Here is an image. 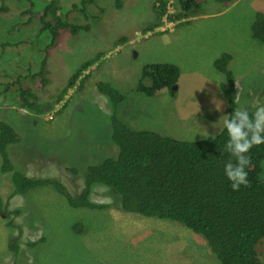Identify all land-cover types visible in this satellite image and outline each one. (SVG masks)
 <instances>
[{"label":"rangeland","instance_id":"374dc122","mask_svg":"<svg viewBox=\"0 0 264 264\" xmlns=\"http://www.w3.org/2000/svg\"><path fill=\"white\" fill-rule=\"evenodd\" d=\"M2 1L12 11L0 12V38L30 39L29 44L0 52V119L21 137L8 146L9 157L15 169L29 176L61 180L75 197L83 194L86 167L118 153L112 139L113 115L132 128L197 140L218 133L232 109L252 113L264 106V42L250 31L255 14L264 13V0H234L227 8L218 1L203 3L199 12L175 26L162 22L163 31L149 27L155 21L157 0H124L121 9L115 8L114 0H99L100 8L77 21L79 27L88 24L89 30H79L54 53L49 50L47 65L53 79L38 94L52 107L41 114L19 107L11 81L26 73L29 62H39L37 50L47 39L36 34L40 21L35 11L48 0H35L28 26L10 34L12 24L3 13L19 17L26 6L22 0ZM75 1L61 0L62 10L72 9ZM168 2L173 13L176 0ZM225 52L232 55L229 69L237 87L232 109L228 89L222 87L225 77L213 66ZM96 55L99 60L81 68ZM163 62L179 66L178 82L152 96L138 92L142 66ZM76 72L75 87L67 90ZM101 79L123 94L116 106L96 91L95 83ZM13 190L11 175L3 172L0 159L3 204L22 210L13 220L23 230L19 251L13 253L7 242L19 227L8 226L9 218L0 213V264H221L199 234L178 221L124 211L117 205L119 194L106 185L92 186L89 199L100 206L90 208L70 206L50 185L23 194H12ZM76 223L79 232L73 229ZM33 241L38 243L29 245ZM257 251L264 264V238Z\"/></svg>","mask_w":264,"mask_h":264},{"label":"trees","instance_id":"16d2710c","mask_svg":"<svg viewBox=\"0 0 264 264\" xmlns=\"http://www.w3.org/2000/svg\"><path fill=\"white\" fill-rule=\"evenodd\" d=\"M114 1L115 8L123 7L124 0ZM168 1L157 0L154 5L155 21L150 28L160 25L168 11ZM210 1H218L227 8L234 0H176L177 10L168 14V19L177 24L179 20H185L199 12L203 3ZM22 2L26 8L21 9V13L36 6L35 0ZM98 2L99 0H82L81 4H74L72 9L82 6L72 11L73 16L71 11L65 13L57 1L50 0L43 6V17L47 13L51 14L58 21V31L69 28L72 34H76L78 27L74 23L75 19L92 15L94 8H100ZM8 6L2 1L0 11H8ZM25 23L18 21L7 32L10 34L24 30V25H28ZM47 27H52L51 21ZM250 31L254 39L264 42L263 12L255 14ZM8 39L0 38V52L14 44ZM231 57L227 52L221 54L215 60V66L224 73L225 81L229 84V87L226 84L222 87L228 89L232 109L236 104V87L229 69ZM46 61V57L42 58L38 68L30 66L25 74L11 81V86L19 91V107L30 110L32 114H41L52 107L41 101L37 94V89H43L47 84V80L42 79ZM92 63L93 60L81 68ZM80 71L81 69L78 70ZM78 72L71 76L70 84L78 79ZM179 76L180 68L173 62L144 65L137 91L148 96L155 95L163 89L172 88ZM147 79H150V84H146ZM95 84L96 91L104 94L113 106L124 99L123 94L109 81L101 79ZM233 112L232 109L229 117ZM112 124V139L118 147L117 155L104 156L100 162L88 165L83 194L75 197L57 178L32 177L14 168L8 146L19 142L21 137L10 123L0 119V159L3 172L11 175L14 185L12 194H23L35 187L50 185L66 198L70 206L90 208L100 206L89 199L92 186L103 184L119 194V208L145 216L175 220L199 234L222 264H260L257 246L264 238V144L253 146L246 154L251 158L250 165L245 169L249 186L242 185L238 191H234L224 171L230 159L235 163L225 148L228 139L226 130L219 133L215 140L202 138L185 141L154 130L134 129L115 115L112 116ZM0 213L6 219L9 218L6 222L8 226L19 227V233L7 242L9 249L17 253L23 230L13 218L21 215L22 210H9L4 206L0 195ZM73 229L79 232L81 227L76 223ZM36 243L38 241L30 242L29 245L35 246Z\"/></svg>","mask_w":264,"mask_h":264},{"label":"clouds","instance_id":"9594fccd","mask_svg":"<svg viewBox=\"0 0 264 264\" xmlns=\"http://www.w3.org/2000/svg\"><path fill=\"white\" fill-rule=\"evenodd\" d=\"M49 1L50 0H48V2ZM55 1H57V4L59 5V7L61 9H63L62 4L60 2L61 0L60 1L55 0ZM77 2H79V3H77ZM81 3H82V0L81 1L80 0L75 1L72 3V7L74 4H81ZM81 6L82 5H78L73 9H70V10L67 9V11L69 10L72 12L75 9L81 8ZM167 8H168V4H167ZM9 10L12 11L11 9H9ZM0 12H6V11H0ZM35 12H36V16L39 18V21H40V25L37 29L36 34L37 35L45 34L46 39H47V43H46L45 47L37 50V52H39L41 55V57L39 59V62H40L42 60V58H45V57L47 60V56L50 53L49 50L54 53L58 49V47L66 46L69 39L73 38L75 36V34L74 33L72 34V32H71V30H69V28L66 31H62V32L58 31V28H59L58 21L56 20V18L52 17V15L49 13H47V15L45 17H43L44 16L43 7H41L39 10H36ZM168 14H170L169 10L163 16L162 22L167 20L170 22L171 25L175 26L176 22L174 23V22L170 21L168 19ZM3 15L7 18V22L12 24L11 27L15 23H18V21H19V23L20 22H26L25 24H29L31 21L30 17H29V15H30L29 10L27 12L21 13V15L19 17H16V16L11 17L8 14H4V13H3ZM186 19L187 18H185V20ZM50 21L52 22V27L48 28L47 25ZM77 21H78V19H75V21H74V23L77 24V27H78L77 33L81 29L89 30L90 27L88 26V24L82 25L81 27H79ZM162 22L160 23V25H158V26H156L150 30L155 29L157 31H163L162 30L163 29V23ZM146 33L147 32H145V34ZM9 41L14 43V44L8 48H15V47H19L20 45H22L24 43L29 44L30 39L18 38V39H12ZM6 44H7V42H6ZM24 54H26V57H27V53H24ZM218 57H216L213 60V66L214 67H216L215 66V60ZM99 59H100V55H96L93 58L84 61L81 64V66L88 63L91 60H93L92 64H94ZM39 62L37 65H33L31 62H29L28 66L25 68V70L27 71V69L30 66L35 68V69L38 68ZM46 63H47V61H46ZM47 64L44 65L42 79L47 80V84H48L53 79V71L50 68H48ZM92 64H89V65H92ZM146 65H148V64H146ZM143 66H142V68H143ZM87 67L84 69H87ZM142 68H141L140 72H142ZM223 75H224V73H223ZM233 75H234V73H233ZM140 77H141V75H140ZM70 80H71V77L69 78V83H68V86L66 88L67 90H72L76 84L75 82L73 84H70L72 82V80H71V82H70ZM222 83L226 84L227 87L229 85L226 83L225 80ZM234 84L236 87V83H234ZM236 89H237V87H236ZM18 93H19V91H18ZM37 94H38V89H37ZM39 98H40V96H39ZM236 98H237V93H236ZM107 101L109 103L108 99H107ZM43 102L48 103L47 101H43ZM49 117H51V115ZM134 129H142V128H134ZM225 130H226L227 136H228L225 148H226V151L230 153L231 157L234 158L235 163H233L232 160L230 159L229 162L225 165L224 171H225V174L227 176V179L231 182L230 186H231L232 190L238 191L242 185L247 187V186H249V183H250L248 180V173L245 169L247 166L250 165L251 158H250V156H248L246 154L250 152V150L253 148V146L264 144V106L256 108V110L252 113H250L247 108H240V107L235 108L232 115L229 118H226L223 120V127L218 129V133L212 134V139L215 140L216 135L224 132ZM112 132H113V129H112ZM185 141H193V140H185ZM124 211H126V210H124ZM152 217H156V216H152ZM167 220H170V219H167Z\"/></svg>","mask_w":264,"mask_h":264},{"label":"bare ground","instance_id":"6f19581e","mask_svg":"<svg viewBox=\"0 0 264 264\" xmlns=\"http://www.w3.org/2000/svg\"><path fill=\"white\" fill-rule=\"evenodd\" d=\"M137 8H138V7H137ZM115 11H116V10H115ZM226 11H228V10H226ZM111 12H112V11H111ZM83 13H84V12H83ZM85 13H86V12H85ZM85 17H86V16H85ZM93 27H94V26H93ZM88 32H89V31H88ZM88 32H87V33H88ZM87 33H86V34H87ZM257 102H259V101H257ZM168 108H170V107H168ZM257 243H258V242H257ZM214 255H215V254H214ZM215 257H217V256H215ZM213 259H214V258H213ZM221 264H222V263H221Z\"/></svg>","mask_w":264,"mask_h":264}]
</instances>
